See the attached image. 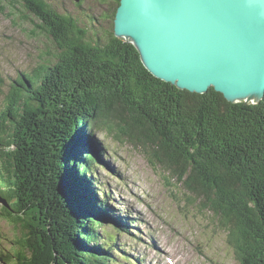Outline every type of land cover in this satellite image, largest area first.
Returning a JSON list of instances; mask_svg holds the SVG:
<instances>
[{
    "label": "trees",
    "instance_id": "16d2710c",
    "mask_svg": "<svg viewBox=\"0 0 264 264\" xmlns=\"http://www.w3.org/2000/svg\"><path fill=\"white\" fill-rule=\"evenodd\" d=\"M20 1L58 51L18 76L0 113V218L13 231L0 258L121 264L117 234L105 227L129 225L115 218L95 178V164L109 154L92 134L102 130L126 137L161 167L175 200L172 184L185 203L211 211L240 264H264V98L232 102L214 87L191 92L155 76L138 48L115 34L120 0H111L103 42L89 40L88 28L47 0L8 3ZM4 84L0 73V91Z\"/></svg>",
    "mask_w": 264,
    "mask_h": 264
},
{
    "label": "rangeland",
    "instance_id": "374dc122",
    "mask_svg": "<svg viewBox=\"0 0 264 264\" xmlns=\"http://www.w3.org/2000/svg\"><path fill=\"white\" fill-rule=\"evenodd\" d=\"M8 1L0 0V73L5 80L0 91V113L18 76L33 73L54 56L51 52L58 51L53 37L37 29L36 13L26 9L21 1L14 7ZM47 1L88 28L89 40L101 38L103 42L105 34L112 30V19L105 17L111 13V0ZM92 134L109 150L95 164V178L101 183L96 187L100 185L109 195L108 206L115 218L129 225L128 231H117L111 223L105 227L117 234L120 250L113 254L121 264H240L227 243V232L214 221V214L202 213L198 202L185 203L187 195H182L183 189L172 184L181 197L180 201L175 200L166 186L165 172L151 166L141 149L120 134L102 130ZM103 192H98L100 199ZM11 229L0 218V251L9 249L10 241L4 237L12 238ZM105 229L100 232L105 234ZM0 264L8 263L0 258Z\"/></svg>",
    "mask_w": 264,
    "mask_h": 264
},
{
    "label": "water",
    "instance_id": "95a60500",
    "mask_svg": "<svg viewBox=\"0 0 264 264\" xmlns=\"http://www.w3.org/2000/svg\"><path fill=\"white\" fill-rule=\"evenodd\" d=\"M115 34L180 89L264 98V0H121Z\"/></svg>",
    "mask_w": 264,
    "mask_h": 264
},
{
    "label": "bare ground",
    "instance_id": "6f19581e",
    "mask_svg": "<svg viewBox=\"0 0 264 264\" xmlns=\"http://www.w3.org/2000/svg\"><path fill=\"white\" fill-rule=\"evenodd\" d=\"M118 36V35H117ZM141 58H142V56H141ZM149 70V69H148ZM150 71V70H149ZM151 72V71H150ZM161 79H163V78H161ZM163 80H165V79H163ZM165 81H167V80H165ZM212 87H214V88H216L215 86H212ZM211 88V87H210ZM188 90V89H187ZM190 91V90H189ZM192 92V91H191ZM220 92H222V91H220ZM200 93H204V92H200ZM228 100V99H227ZM241 100H244L245 102H257V100L256 99H252V98H250V97H244V98H242V99H240V98H237L236 100H234V101H232V102H239V101H241ZM152 263V262H151Z\"/></svg>",
    "mask_w": 264,
    "mask_h": 264
}]
</instances>
